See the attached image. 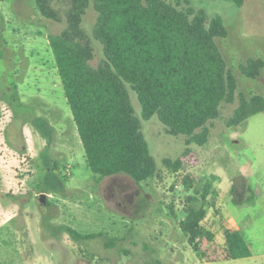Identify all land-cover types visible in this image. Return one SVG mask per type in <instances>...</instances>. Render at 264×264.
<instances>
[{
	"label": "rangeland",
	"instance_id": "rangeland-1",
	"mask_svg": "<svg viewBox=\"0 0 264 264\" xmlns=\"http://www.w3.org/2000/svg\"><path fill=\"white\" fill-rule=\"evenodd\" d=\"M168 1L222 17L227 36L216 42L238 90L198 145L169 133L157 114L144 119L126 85L157 171L136 183L124 173L99 179L87 166L48 40L65 28L70 0H50L59 21L42 16L34 0H0V264H264V111L228 124L239 93L264 98V66L254 79L240 70L250 58L264 62V0ZM96 16L90 6L82 21L93 66L102 58L92 36ZM186 149L196 153L194 164L178 171L165 165ZM54 163L60 177L50 171ZM186 175L194 188L183 185ZM206 181L202 225L214 234L215 249L223 252L225 233L239 229L251 256L205 261L188 244L179 222L188 197L201 198ZM65 225L104 237L77 238Z\"/></svg>",
	"mask_w": 264,
	"mask_h": 264
},
{
	"label": "trees",
	"instance_id": "trees-1",
	"mask_svg": "<svg viewBox=\"0 0 264 264\" xmlns=\"http://www.w3.org/2000/svg\"><path fill=\"white\" fill-rule=\"evenodd\" d=\"M34 1L42 16L60 20L50 0ZM230 1L237 6L244 3ZM90 6L97 13L92 36L102 54L97 66L91 64L93 47L82 27ZM226 36L221 16H208L202 9L181 7L168 0H70L65 28L50 33L48 40L87 166L99 179L124 173L141 183L157 172L126 85L135 91L144 119L157 114L169 133L185 135L187 143L201 145L207 139V123L219 117L223 103L235 100L238 90L216 42V38ZM263 66L262 59L250 58L240 70L254 79ZM238 99L228 120L230 126L264 111L261 95L246 98L239 93ZM196 161V153L186 149L176 160L164 163L178 171ZM54 164L50 171L59 176ZM195 184L194 177L183 178L185 188L192 189ZM209 185L206 181L201 198L188 197L192 203L183 209L179 225L188 244L205 261L251 256L239 230L225 233L223 252L215 249L214 234L202 225ZM63 228L81 239L104 237L80 234L67 225ZM119 239L110 238L106 244L114 246Z\"/></svg>",
	"mask_w": 264,
	"mask_h": 264
},
{
	"label": "water",
	"instance_id": "water-1",
	"mask_svg": "<svg viewBox=\"0 0 264 264\" xmlns=\"http://www.w3.org/2000/svg\"><path fill=\"white\" fill-rule=\"evenodd\" d=\"M39 199H40V202H42V203H46V194H45V193H42V194L40 195Z\"/></svg>",
	"mask_w": 264,
	"mask_h": 264
},
{
	"label": "built area",
	"instance_id": "built-area-1",
	"mask_svg": "<svg viewBox=\"0 0 264 264\" xmlns=\"http://www.w3.org/2000/svg\"><path fill=\"white\" fill-rule=\"evenodd\" d=\"M25 159H26V158H25ZM25 159H24V160H25ZM21 161H23V160H21Z\"/></svg>",
	"mask_w": 264,
	"mask_h": 264
},
{
	"label": "crops",
	"instance_id": "crops-1",
	"mask_svg": "<svg viewBox=\"0 0 264 264\" xmlns=\"http://www.w3.org/2000/svg\"><path fill=\"white\" fill-rule=\"evenodd\" d=\"M235 230H239V229H235Z\"/></svg>",
	"mask_w": 264,
	"mask_h": 264
}]
</instances>
